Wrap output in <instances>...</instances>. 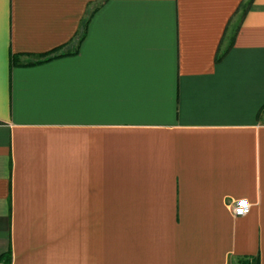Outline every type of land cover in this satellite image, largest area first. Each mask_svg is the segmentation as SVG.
Wrapping results in <instances>:
<instances>
[{
  "label": "crops",
  "instance_id": "crops-1",
  "mask_svg": "<svg viewBox=\"0 0 264 264\" xmlns=\"http://www.w3.org/2000/svg\"><path fill=\"white\" fill-rule=\"evenodd\" d=\"M4 254L264 264V0H0Z\"/></svg>",
  "mask_w": 264,
  "mask_h": 264
},
{
  "label": "built area",
  "instance_id": "built-area-1",
  "mask_svg": "<svg viewBox=\"0 0 264 264\" xmlns=\"http://www.w3.org/2000/svg\"><path fill=\"white\" fill-rule=\"evenodd\" d=\"M232 210L236 216H246L251 210V203L247 199H241L233 205Z\"/></svg>",
  "mask_w": 264,
  "mask_h": 264
},
{
  "label": "trees",
  "instance_id": "trees-1",
  "mask_svg": "<svg viewBox=\"0 0 264 264\" xmlns=\"http://www.w3.org/2000/svg\"><path fill=\"white\" fill-rule=\"evenodd\" d=\"M10 255L9 254H4L3 256L0 257V261L3 260L4 262L10 261Z\"/></svg>",
  "mask_w": 264,
  "mask_h": 264
}]
</instances>
